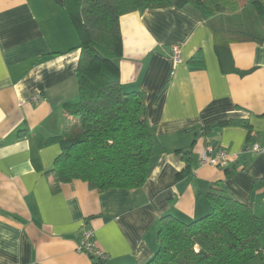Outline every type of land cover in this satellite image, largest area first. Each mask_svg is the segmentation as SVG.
<instances>
[{
  "label": "crops",
  "instance_id": "crops-1",
  "mask_svg": "<svg viewBox=\"0 0 264 264\" xmlns=\"http://www.w3.org/2000/svg\"><path fill=\"white\" fill-rule=\"evenodd\" d=\"M63 2L0 0V264H92L77 251L84 228L104 264H144L160 218L208 214L216 184L264 223V154L245 151L264 144V41L244 35L264 37V15L242 0L238 13L208 20L172 6L121 16L120 80L143 96L153 155L139 189L97 191L81 180L55 187L60 146L43 144L76 123L64 104L78 100L79 38ZM215 147L228 153L225 167L201 166Z\"/></svg>",
  "mask_w": 264,
  "mask_h": 264
},
{
  "label": "trees",
  "instance_id": "trees-1",
  "mask_svg": "<svg viewBox=\"0 0 264 264\" xmlns=\"http://www.w3.org/2000/svg\"><path fill=\"white\" fill-rule=\"evenodd\" d=\"M246 2L264 15L257 0ZM63 5L77 31L80 55L78 100L64 104L76 123L43 143L60 146L51 171L55 187L81 180L97 191L137 190L149 175L153 132L142 94L125 91L120 80L121 16L172 6L208 20L218 14L238 13L242 0H64ZM244 35L264 41L263 36ZM200 58L197 54L189 62L197 63ZM190 153V149L183 151L185 156ZM235 170L231 166L225 172ZM206 196L211 212L198 219L160 218L156 251L144 264H249L260 256L264 248L259 242L264 233L262 220L217 184ZM89 258L92 264L105 261Z\"/></svg>",
  "mask_w": 264,
  "mask_h": 264
},
{
  "label": "built area",
  "instance_id": "built-area-1",
  "mask_svg": "<svg viewBox=\"0 0 264 264\" xmlns=\"http://www.w3.org/2000/svg\"><path fill=\"white\" fill-rule=\"evenodd\" d=\"M257 1L261 4L264 12V0ZM170 54L172 68L174 69L182 61L180 46L172 45ZM245 151L256 155L264 154V144L254 142L248 148H246ZM234 158H237V156ZM229 160L230 158L228 153L222 147L207 148L200 153L199 164L201 166L219 167L224 166ZM77 251L87 256H94L95 258L102 260L107 258L106 253L97 247L94 240L93 230L89 228H84L82 231ZM260 256L264 257V248L261 250Z\"/></svg>",
  "mask_w": 264,
  "mask_h": 264
},
{
  "label": "rangeland",
  "instance_id": "rangeland-1",
  "mask_svg": "<svg viewBox=\"0 0 264 264\" xmlns=\"http://www.w3.org/2000/svg\"><path fill=\"white\" fill-rule=\"evenodd\" d=\"M243 18H244V17H243ZM244 19H245V18H244ZM250 33H252L253 35H259V33H258L257 31H254V30H253V31H250ZM256 33H257V34H256ZM88 257H90V256H88ZM106 259H107V258H106ZM106 259H105V260H106Z\"/></svg>",
  "mask_w": 264,
  "mask_h": 264
}]
</instances>
